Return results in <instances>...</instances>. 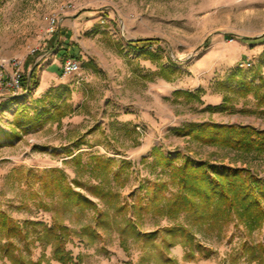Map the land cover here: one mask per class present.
Segmentation results:
<instances>
[{
	"label": "rangeland",
	"instance_id": "obj_1",
	"mask_svg": "<svg viewBox=\"0 0 264 264\" xmlns=\"http://www.w3.org/2000/svg\"><path fill=\"white\" fill-rule=\"evenodd\" d=\"M74 13L95 21L79 31L77 42L68 41L76 43L78 74L57 76L54 86L32 89L19 101L12 96L7 100L11 91L3 88L1 79L10 69L0 65V130L15 132L11 137L0 134V209L18 221L49 224L50 214L36 204L43 193L35 175L56 167L95 204L80 211L56 203V213L72 231L66 242L72 264H264V251L253 252L252 259L241 247L244 242H264V225L249 232L233 220L219 233L192 227L188 242L168 231L186 226L183 217L146 213L136 218L129 208L140 193L139 183L167 179L152 164L155 148L177 156V162L187 156L248 168L264 178V153L204 142L179 131L203 122L264 129V107L257 106L252 93L241 96L231 88L235 83L226 81L238 68L255 83L258 73L264 76V0H0V62L17 57L23 63L28 56L30 63H21L23 74H28L35 56L50 46L48 39L55 33L47 32L50 17L60 24ZM142 38L156 39L148 47L154 55L129 49V40ZM62 62L58 59L55 67ZM161 65L166 68L160 70ZM36 75L41 84L40 66ZM38 93L58 96L57 103L63 99L66 114L49 117L37 127L15 126L10 120L15 109L27 105L31 112ZM76 153L83 160L89 154L113 158V170L129 161L122 173L126 180L114 186L128 206L123 214L72 184L77 174L71 157ZM32 191L38 196H31ZM55 198L59 201L58 194ZM96 211L103 214L94 218ZM86 225L89 236L80 235ZM21 249L35 264H64L52 257L49 245ZM0 264L12 263L0 255Z\"/></svg>",
	"mask_w": 264,
	"mask_h": 264
},
{
	"label": "trees",
	"instance_id": "obj_2",
	"mask_svg": "<svg viewBox=\"0 0 264 264\" xmlns=\"http://www.w3.org/2000/svg\"><path fill=\"white\" fill-rule=\"evenodd\" d=\"M56 36L57 33L52 34L48 39L50 46L62 56L76 58L77 54L73 48L68 49L73 44L67 42L64 46L63 42L56 39ZM259 38H254V40ZM155 41L156 39L152 38H142L129 40L127 44H129V49H135L145 56H150L154 53L148 47ZM262 53H264V48ZM27 57L22 64L30 63ZM163 68L166 67L161 65L159 69ZM36 72V64L26 75L21 69L20 84L27 91L12 96L16 98V101L38 86L39 78ZM257 76V83H255L253 78L247 79L242 68H238L226 76V81L235 83L231 88L241 96L252 93L257 106L264 107V76L260 73ZM175 92L191 95L187 90H176ZM56 97L58 96L50 93L36 97L31 112L27 105L17 107L12 117L13 124L15 126L30 124V126L37 127L49 117L61 118L66 114L61 106L64 100L61 99L60 103H57L58 98ZM261 111L264 112V109ZM179 131L204 142L243 152L264 153V129H255L248 125L203 122L186 124L180 127ZM0 134L11 137L15 132L13 129L9 132L0 130ZM78 143L79 141L76 142ZM152 152V164L154 167L158 166L160 172L167 175V179L157 177L139 183L140 193H137L133 203L129 206L136 218L146 213L168 219L181 216L186 219L187 225L169 228L168 231L179 234L184 241L188 242L192 241V227L199 230L207 228L210 232L219 233L233 220L242 223L249 232L264 225V178L257 176L248 168L195 161L187 156L177 162V156L164 154L158 148ZM71 162L77 174L71 178L74 186L85 188L90 195L102 201L107 208L113 209L114 213L123 214L125 212L128 208L127 203L119 200V194L114 186L126 180L122 173L128 170L129 161H121L118 168L113 170V158L89 154L83 160L82 154L76 153L71 157ZM83 174H86V179H81ZM35 178L43 193L36 204L50 214V223L29 218L18 221L7 211L0 209V255L6 257L12 264H35L25 257L21 245L28 248L30 245L37 244L43 249L49 245L54 259L64 264H72L73 256L66 248V242L70 239L72 231L61 215L56 213V203L64 207H78L80 211L95 208V204L81 191L69 185L62 169L50 168L46 173L35 175ZM170 185L174 187V190L170 191ZM56 194L59 195V201L55 198ZM31 196H38L37 191H32ZM102 214L96 211L94 218ZM85 228H89V225L81 227L79 234L89 236V231ZM154 234L153 231L145 236L149 237ZM241 247L243 251H248L253 259V252L264 251V242H257L253 245H247L244 242Z\"/></svg>",
	"mask_w": 264,
	"mask_h": 264
},
{
	"label": "crops",
	"instance_id": "obj_3",
	"mask_svg": "<svg viewBox=\"0 0 264 264\" xmlns=\"http://www.w3.org/2000/svg\"><path fill=\"white\" fill-rule=\"evenodd\" d=\"M64 16H67V15H63L61 17L63 18ZM63 19H64L63 22L58 24L55 33H57L56 39L58 41L63 42L64 46L66 45L68 41H71V40L73 42H77L76 37L79 35V31H82L83 28L90 29L91 26H93V22H95L93 21V18L83 20L82 13H76L75 15H73L72 18L68 17V18H63ZM75 44L76 43L69 46L68 49L76 47ZM64 57L65 56H62L59 52L56 51V49L50 46L43 49L42 52H40L37 56H35L31 65L36 64L37 66L41 67V82H40L41 84L37 86L38 88L44 89L50 86H54L56 84V83L54 84L53 82H56L55 80L58 79L57 76H60L61 67L56 68L55 64H57L58 66L57 60L58 59L62 60ZM49 59L50 61H48ZM43 89H41L40 92H42ZM11 96L13 95L9 93L8 95L5 96V98H7L8 100L10 99L9 97ZM10 120L12 121V117H10Z\"/></svg>",
	"mask_w": 264,
	"mask_h": 264
},
{
	"label": "built area",
	"instance_id": "obj_4",
	"mask_svg": "<svg viewBox=\"0 0 264 264\" xmlns=\"http://www.w3.org/2000/svg\"><path fill=\"white\" fill-rule=\"evenodd\" d=\"M57 26L58 23L55 16H51L47 25V32L49 34L55 32ZM21 63L22 61L17 57L2 59L0 62L1 67L3 68L9 67L10 69L9 72L7 71L8 74L2 77L1 84L3 85V88L5 87L9 89L13 96L20 95L21 93H24L26 91L25 89L22 88L20 84V79L22 74ZM246 64L249 65V63ZM79 71H80V64L77 59L71 56H67L63 58V62L61 65V72H60L61 77L66 78L71 75H76L79 73Z\"/></svg>",
	"mask_w": 264,
	"mask_h": 264
}]
</instances>
